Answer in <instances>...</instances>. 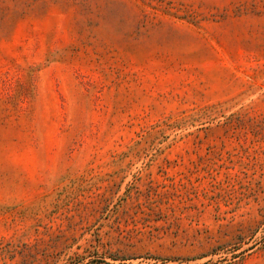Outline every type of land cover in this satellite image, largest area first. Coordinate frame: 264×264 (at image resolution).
<instances>
[{
    "label": "rangeland",
    "instance_id": "obj_1",
    "mask_svg": "<svg viewBox=\"0 0 264 264\" xmlns=\"http://www.w3.org/2000/svg\"><path fill=\"white\" fill-rule=\"evenodd\" d=\"M0 264H264V0H0Z\"/></svg>",
    "mask_w": 264,
    "mask_h": 264
}]
</instances>
